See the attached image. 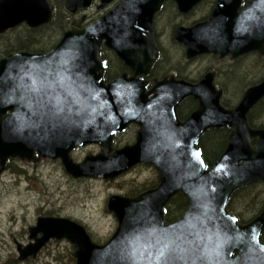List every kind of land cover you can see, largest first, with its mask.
<instances>
[{
	"label": "water",
	"instance_id": "95a60500",
	"mask_svg": "<svg viewBox=\"0 0 264 264\" xmlns=\"http://www.w3.org/2000/svg\"><path fill=\"white\" fill-rule=\"evenodd\" d=\"M94 1L66 0L64 7L76 15ZM101 1L98 10L115 2ZM166 1L121 0L84 28L66 19L61 41L49 53L21 51L0 59V176L11 159L42 158L60 159L76 179L112 182L140 165L159 175L156 187L134 197H109L118 226L106 243L95 242L73 219L41 217L30 229L34 242L18 246L21 261L36 258L53 239L73 246L76 264H264V208L246 224L229 211L237 191L264 183V129L249 121L264 98V80L235 108L222 104L211 73L196 84L166 77L147 91L149 82L139 75H148L160 56L152 23ZM174 1L189 11L201 0ZM240 1L219 0L208 21L176 30L189 59L264 56V0H253L238 14ZM54 10L52 0H0V36L21 25H48ZM104 45L134 76L105 82ZM190 98L198 107L181 121L178 109ZM131 123L139 127L136 142L115 149L114 137ZM219 129L231 132L210 166L200 142ZM90 144H98L100 153L74 161L71 152ZM178 195L188 208L167 223L168 205Z\"/></svg>",
	"mask_w": 264,
	"mask_h": 264
},
{
	"label": "flooded vegetation",
	"instance_id": "af4514ba",
	"mask_svg": "<svg viewBox=\"0 0 264 264\" xmlns=\"http://www.w3.org/2000/svg\"><path fill=\"white\" fill-rule=\"evenodd\" d=\"M65 1L66 0H64L62 3V7H63V10L66 12V16L61 20L60 26H59V28L61 29L60 30L61 31V37L58 38L57 42L53 44L51 49H49L45 52H36V53H49L60 43V41L64 35V29H63L64 20L70 19L72 21L73 26H75L77 28H84L87 25H89L90 23H92L93 21H95L98 17L104 15L107 11L112 9L121 0H115V2L113 4H110L108 7H106L105 9H102V10H98V7L102 4V1L101 0H95L90 9L79 12L76 15L69 14L65 10V7H64ZM252 1L253 0H241L240 6L238 8V14H241L243 12V10L245 9V7ZM53 3H54V7H55L54 11L56 13L57 7H56L54 1H53ZM218 4H219V0H201L191 10L182 11L176 1L169 0V1H166L163 4V6L161 7V9L154 15V19H153V23H152V32H153L155 43L159 49L160 56H159L157 62L155 63V65L153 66L152 70L150 71V73L148 75H145V74L139 75V77H143L146 79V81L149 82L148 87H147V91H149L153 88L156 80L160 81L166 77L175 76L177 80H185L187 82L196 84V83L200 82L207 74L211 73V74H214V77H215L214 83H215L217 89L221 90L223 92V97H222V104H223V102L225 100H228L226 98L227 96L229 97L230 95H232V96L236 95L235 94V92L237 90L236 88H241V95H240L241 96L240 100H241L242 97L244 96L245 92L251 86L257 85L264 80V74L262 76H258L256 79H253V80L251 79V76H252L251 68H252V66L254 67V65H255L254 63L257 64L258 69L263 68V71H264V56L260 55L258 52L246 54V55L238 57L237 59H232L231 56H226V57L222 58L220 55H214V54L198 55V56H195V57L189 59L187 56L186 46L176 40L175 33L179 27L192 28V27H194L200 23L208 21L210 19V17L212 16V14L214 13V11L216 10ZM95 9L98 12L94 16L88 17V15L92 11H94ZM83 18H84V20H83ZM29 29H32V28H29ZM59 32H57V33L59 34ZM6 34H8V32ZM6 34H4V35H6ZM22 35L24 36L25 34L22 33ZM19 52H21V51H19ZM25 52H27V51H25ZM14 53H17V52H14ZM30 53H33V52H30ZM7 55H5V56H7ZM102 59L107 64L106 72L104 75V79H105V82L107 84L114 81V80H117L120 76H123L125 74L128 77L134 76L133 71L128 66H126V64L116 55V53L113 50L109 49L105 45L102 47ZM204 59H209L210 61L213 62V65H209V66L205 67L206 69L205 68H204L205 70L203 69L204 72H203V70H201L199 72V74L196 76L194 75V73H195L194 71H193V73L190 74L189 72L193 69L194 65L196 63H198L200 60H204ZM216 63H217V65H216ZM232 86H233V88H232ZM190 100H194V99L193 98L187 99L178 109V114H179V118L181 121H185L198 107V101L194 100V102L196 103V107L193 110L188 111V113L186 115L181 116L180 115L181 108L184 107L188 103V101H190ZM262 100H264V98ZM228 101L230 103V107H226L223 104L226 108H235L238 105V103L240 102L239 101L236 104V103H234L235 101H232V100H228ZM260 129H264V128H260ZM138 130H139L138 125L131 123L127 127L126 131H124L120 134H117L114 137V143H113L114 148L115 149H121L125 146L134 144L136 142ZM219 130H228L229 134L231 132V130H229V129H219ZM229 134H228V136H229ZM123 137H125L123 139V141L127 137H129L127 139V141L132 142V143H126L122 146L123 141H121V138H123ZM133 140H134V142H133ZM227 140H228V138H227ZM87 151H89V152H87ZM100 151H101V147L98 144H93V145L90 144L84 148H77L76 150L71 152V155H72V158L76 162H81L87 156H89L91 154L97 155L100 153ZM80 153H83L82 156L77 157L78 154H80ZM220 156L214 161V163L220 158ZM50 162L51 163L53 162L54 164H59L62 167V170L65 171L63 164H62V161L60 159L51 160L49 158L48 159L42 158L40 160V162H38V163L20 160V163L24 166L20 167L18 169L19 173H16V170H14V169H10L9 165H8L6 171L3 173V175L0 176V180L5 174L10 172L11 174L15 175V177L17 176L18 182H21V181L30 182L31 179H34L35 176H37V171L40 168V166L47 165V163H50ZM212 165H210V166H212ZM65 173H66V171H65ZM68 176L71 177L70 175H68ZM71 178L74 181H80V182L84 181V183H89L92 181H101L103 183L115 182V181L105 182L104 180L95 179V178H78V179L73 178V177H71ZM157 180H158V184H159V175H157ZM246 188H248V187H246ZM243 189H245V188H243ZM243 189H241V190H243ZM241 190H239V191H241ZM144 191H146V190H144ZM144 191H141L138 194H140ZM115 195H120V194H115ZM122 196L134 197V195H129V193H127V195H122ZM52 207H53V200L49 199V201H45L44 204H40L39 209H38L39 214L35 218V221L33 224H30L28 227H26L24 225L19 230H13L12 228L10 229L9 238L10 239L12 238V241L15 244L14 248L17 249V252L19 254L18 259H15V261H14L15 264H17L18 261L19 262H25V261L27 262L29 260L37 259L52 244H55V243L59 244V243L64 242V240H53L52 239L38 253L36 258L30 257V258L26 259L25 261H21L19 259L20 253H19L18 246L20 245V246L26 247L30 243L34 242L33 239L32 240L30 239V236H31L30 229L32 227L36 226L39 218H41V217H63L60 215H51V213L56 212L54 210L56 208H52ZM65 218H70V219H73L75 221L77 220L72 215L70 217H65ZM238 220L240 223L246 224L253 219H250L247 222H245V221L241 222L240 219H238ZM77 221H79V220H77ZM79 222H81L87 229L89 228L81 220ZM172 222H174V221H172ZM167 223H171V222H167ZM2 234H4V233L2 232ZM41 236H42L41 234H38V237H41ZM27 237H28L29 242L25 243V240L27 239ZM106 242L107 241H105L103 243H106ZM68 244L71 247V249H70L71 263L70 264H76V259L73 256V246L69 242H68ZM56 258H58V257H56Z\"/></svg>",
	"mask_w": 264,
	"mask_h": 264
},
{
	"label": "rangeland",
	"instance_id": "374dc122",
	"mask_svg": "<svg viewBox=\"0 0 264 264\" xmlns=\"http://www.w3.org/2000/svg\"><path fill=\"white\" fill-rule=\"evenodd\" d=\"M97 12L95 9L88 17L94 16ZM59 26L52 27L50 34L59 32L61 30ZM20 27L14 30L18 31ZM57 27V30L54 29ZM22 29H25V27ZM59 37H61V31ZM54 43L55 41L50 38L47 44H43V47L49 50ZM254 64V67H250L252 80L264 74L263 68L258 69L257 64ZM209 65H213V62L209 59L200 60L189 73L191 74L194 71L196 76ZM236 89V95H230L226 98L235 101L234 103L237 104L241 98V88ZM124 138H121V141ZM128 138L123 141L122 146L126 143H132L127 141ZM82 154H78L77 157H81ZM12 161L18 166L17 169L24 166L19 160ZM9 173L5 174L0 180V264H15L14 261L19 256L17 249L14 248L15 244L12 238H9L10 229L19 230L24 225L28 227L33 224L39 214L40 204H44L49 199L53 200L52 208H56L54 209L56 212L51 213V215L63 217L72 215L89 227L88 230L96 241L99 240L102 243L108 241L118 226L116 218L108 211L107 201L109 196L115 194L127 195L129 190L134 188V185L157 179L158 175L154 167L140 165L112 183L101 181L84 183V181L72 180L59 164L53 162L40 166L37 176L31 179L30 182H18L17 176L15 177V175ZM28 242L27 237L25 243ZM70 249L71 247L66 241L59 244L55 243L49 246L37 259L27 262L18 261L17 264H70Z\"/></svg>",
	"mask_w": 264,
	"mask_h": 264
},
{
	"label": "trees",
	"instance_id": "16d2710c",
	"mask_svg": "<svg viewBox=\"0 0 264 264\" xmlns=\"http://www.w3.org/2000/svg\"><path fill=\"white\" fill-rule=\"evenodd\" d=\"M57 7L55 18L49 25L39 27L37 29H29L27 26H21L20 30H11L7 35L2 36L0 41V58L14 52H45L47 48L43 44H47L50 38L58 40V33L50 34L52 27L60 25L61 20L66 16L63 10L62 3L64 0H53ZM25 27V29H22ZM54 29H58L54 28ZM22 33L25 35L23 36ZM60 38V37H59ZM53 46V45H52ZM223 104L230 107L228 100ZM196 107L194 100L181 108L180 115H186L188 111ZM264 100H262L250 113L249 120L254 128H264ZM229 131L228 130H212L209 131L201 140L200 148L203 150L206 161L212 165L214 161L223 153L227 145ZM18 167L13 161L10 162L9 168L16 170L19 173ZM158 185V180L145 181L134 185L133 189L129 190V195H137L139 192L153 188ZM188 208V200L183 195L176 196L168 205L166 215L167 222H172L179 219ZM264 208V184H254L237 192L229 204V211L236 215L241 222H247L255 218ZM92 235V234H91ZM92 237H94L92 235ZM95 239V238H94ZM96 241V240H95ZM264 241V235H263ZM102 243L101 241H96Z\"/></svg>",
	"mask_w": 264,
	"mask_h": 264
},
{
	"label": "bare ground",
	"instance_id": "6f19581e",
	"mask_svg": "<svg viewBox=\"0 0 264 264\" xmlns=\"http://www.w3.org/2000/svg\"><path fill=\"white\" fill-rule=\"evenodd\" d=\"M182 104H183V103H182ZM240 190H241V189H240ZM237 192H238V191H237ZM237 192H236V193H237Z\"/></svg>",
	"mask_w": 264,
	"mask_h": 264
}]
</instances>
